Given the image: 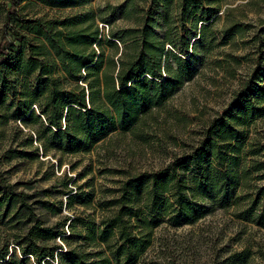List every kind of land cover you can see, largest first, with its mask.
I'll list each match as a JSON object with an SVG mask.
<instances>
[{
	"label": "trees",
	"instance_id": "obj_1",
	"mask_svg": "<svg viewBox=\"0 0 264 264\" xmlns=\"http://www.w3.org/2000/svg\"><path fill=\"white\" fill-rule=\"evenodd\" d=\"M20 1H9L2 24L0 122H20L12 141L23 135L18 143L23 148L3 155L34 160L54 151L59 165L63 156L88 151L113 131L133 130L144 113L191 80L196 45L209 41L205 32L211 35L219 9L218 0H151L137 25L103 34L93 9L27 17L16 8ZM32 1L61 9L91 0ZM159 16L163 37L156 32ZM238 30L231 24L224 32ZM263 71L258 56L249 78L210 120L198 143L157 171L126 178L118 197L105 202L107 214L98 223L75 216L67 232L44 226L30 202L36 192L18 190L0 178V210L15 209L14 219L29 225L16 240L21 254L33 256L36 264H138L163 221L195 223L235 203L238 189H245L243 197L251 201L236 216L264 228V202L258 203L264 199V159L257 157L264 147L248 137L251 122L264 116ZM70 182L67 178L64 187ZM72 192L65 191L69 206L73 200L91 201ZM56 236L67 247L49 245ZM7 254L0 252V264H16Z\"/></svg>",
	"mask_w": 264,
	"mask_h": 264
},
{
	"label": "rangeland",
	"instance_id": "obj_2",
	"mask_svg": "<svg viewBox=\"0 0 264 264\" xmlns=\"http://www.w3.org/2000/svg\"><path fill=\"white\" fill-rule=\"evenodd\" d=\"M9 1L0 0V37ZM150 3L151 0H91L83 6L51 9L22 0L16 8L27 17H63L93 9L100 29L107 34L137 25ZM215 6L219 9L210 24L212 33L205 32L210 39L196 45L193 78L164 104L144 113L133 130L113 131L90 150L63 156L59 165V154L54 151L34 160L5 158L7 149L23 148L18 145L23 135L12 141L15 126L21 127L20 122H0V178L16 184L18 190L36 192L30 202L44 226L67 232L70 218L75 216H88L100 222L107 214L105 202L118 197L126 178L143 171H157L174 156L189 151L210 120L229 104L233 92L249 78L258 56L264 65V0H218ZM231 24H238L239 30L225 33L224 29ZM176 25L179 29L180 23ZM164 30L159 16V37H163ZM198 33L196 30L190 34V42ZM248 130V137L264 147V116L251 122ZM257 157L264 159V150ZM67 178L71 182L64 187ZM67 189L91 196V201L81 204L73 200L69 206ZM246 193L245 189H238L235 203L215 209L195 223L172 226L163 221L155 228L153 244L138 264H264V228L236 216L251 201L243 197ZM40 200L53 205L42 206ZM262 202L264 199L258 203ZM14 212L15 209L5 212L3 207L0 210V252L8 250L6 258L16 264H36L33 256L21 254L16 243L29 225L23 218L14 219ZM54 243L66 245L60 236L48 242Z\"/></svg>",
	"mask_w": 264,
	"mask_h": 264
}]
</instances>
